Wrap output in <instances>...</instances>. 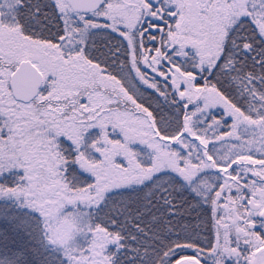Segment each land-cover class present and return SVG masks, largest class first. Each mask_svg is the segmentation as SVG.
<instances>
[{"label": "snow or ice", "instance_id": "snow-or-ice-1", "mask_svg": "<svg viewBox=\"0 0 264 264\" xmlns=\"http://www.w3.org/2000/svg\"><path fill=\"white\" fill-rule=\"evenodd\" d=\"M5 223L0 264H264V0H0Z\"/></svg>", "mask_w": 264, "mask_h": 264}, {"label": "trees", "instance_id": "trees-1", "mask_svg": "<svg viewBox=\"0 0 264 264\" xmlns=\"http://www.w3.org/2000/svg\"><path fill=\"white\" fill-rule=\"evenodd\" d=\"M13 234L5 223L3 226H0V261H5V258H9L11 256V249L13 244ZM31 244L38 250L39 255L34 257L36 258L40 264H57L56 260L52 257V250L43 246L41 243V236L39 232L33 234L30 237Z\"/></svg>", "mask_w": 264, "mask_h": 264}, {"label": "rangeland", "instance_id": "rangeland-1", "mask_svg": "<svg viewBox=\"0 0 264 264\" xmlns=\"http://www.w3.org/2000/svg\"><path fill=\"white\" fill-rule=\"evenodd\" d=\"M48 249H50V248H48ZM52 250V249H51ZM52 258L54 259V260H56V263L57 264H60V260L62 259V257H61V254L60 253H58V252H55V251H53L52 250ZM8 258H5V261L7 260ZM35 259V264H40V262L36 259V258H34Z\"/></svg>", "mask_w": 264, "mask_h": 264}]
</instances>
